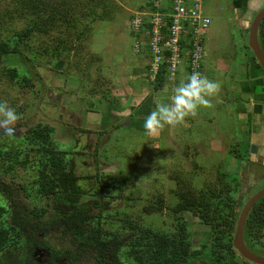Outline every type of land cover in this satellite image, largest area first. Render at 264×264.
Listing matches in <instances>:
<instances>
[{
    "label": "rangeland",
    "instance_id": "374dc122",
    "mask_svg": "<svg viewBox=\"0 0 264 264\" xmlns=\"http://www.w3.org/2000/svg\"><path fill=\"white\" fill-rule=\"evenodd\" d=\"M130 1L134 7L140 8L141 5H146L147 0ZM9 8L6 0H0V9L6 11ZM136 8L123 4V7L118 8L114 19L93 23V39L90 37L83 48L81 65L85 67L89 59L99 62L96 66L92 63L89 72L75 70L71 72L72 75L67 72L63 75L61 70L65 65L64 59H57L54 63L39 60L35 72L37 89L17 92L16 88L10 87L2 93V99L10 98L14 101L13 96L16 95L14 105L8 103L10 107L17 111L20 110L19 104L25 107L18 114L22 121L19 123L16 120L13 123L9 138L24 137L26 128L39 122L53 124L56 127L55 139L61 144L68 143L72 146L77 141L75 149L82 153L76 158V162L78 167L83 166L81 169L84 173L90 175L93 171L94 174L104 171L109 175H118L127 171L136 174L137 183L143 191L151 189L155 192L161 186L165 199L159 209L150 208L153 207L150 205L153 193H148L134 197L131 202L115 198L103 211L94 209L89 212L101 216L105 224L110 226L112 223L118 225L119 212L125 211L137 217L139 222L148 223L165 232L172 229L174 220L173 213L168 208L171 188L176 186V182L170 177V169L188 171L187 169L194 168L191 162L198 164L199 174L196 179L201 186L204 180L213 181L219 166L223 171H228L225 182L238 177L243 184L237 200L249 196L245 193L250 182L261 175L256 166H251L248 161L244 167L236 163L232 149L236 147L241 153L246 151V132L252 127L253 117L257 118L261 113L253 116L249 114L248 109H252L250 104L257 100L251 93L257 86L249 75L250 70L248 75L241 77L243 69L245 70L243 64L246 60H252V54L247 48L249 26L242 22L244 13L236 7L235 0H204L203 11L210 17L211 23L205 36L199 73L217 82L220 85L219 91L207 97L209 104L198 106L194 116L189 114L179 123L165 125L153 134H147L143 128L146 115L158 103L169 102L174 94L173 89L186 81L188 76L183 66H180L182 74L176 82L168 84L165 81L163 88H155L156 82L146 79V63L149 59L146 58L145 51H137L136 44L143 36L137 37L135 33L141 26L139 22L133 25L134 13L138 10ZM254 11H257V7L253 8L252 13ZM23 22L24 20H17L13 24L20 27ZM15 64L20 66L18 62ZM139 66L141 68L135 71ZM2 89H5L4 84L0 85V90ZM136 108L140 112L138 110L139 113L132 116L131 110ZM255 122L258 133L254 144L259 148L256 153H264V144L259 142L263 128L258 120ZM95 130H101L100 135H96ZM87 143L90 146L87 147ZM1 162L0 166L4 169ZM237 168H241V177L236 174L240 172ZM5 175L18 190L15 196L18 203L23 204L27 211L34 210L40 214L37 215L40 218L30 217L32 221L25 229V237L32 235L43 239L45 235L48 243L52 244L54 253L53 255L48 248L37 247L29 262L23 261L22 255L19 257L14 254L18 260L12 258L10 264H20V259L22 264H53V256H62L56 258L58 264H96L94 249L89 247L84 251L80 250L83 244L76 242L75 234L59 227L55 220L52 222L55 214L52 198L42 197L38 193L28 169L17 166L16 173ZM155 178H158L157 182H154ZM87 183L91 184V181ZM263 185L264 181L259 180L254 185V190ZM1 199L6 202L4 197ZM185 216L191 221L192 240L199 246L205 238L203 230L206 226L193 211H187ZM38 219L42 222V227L34 225L33 221ZM43 222L52 223L45 225ZM263 242L264 237L259 246L254 244L252 249L264 255V248L260 247L264 246ZM69 250L72 251L70 260L65 257ZM55 251L59 252L55 255ZM106 257L107 262H113L110 251H107ZM0 264L9 263L6 259Z\"/></svg>",
    "mask_w": 264,
    "mask_h": 264
},
{
    "label": "trees",
    "instance_id": "16d2710c",
    "mask_svg": "<svg viewBox=\"0 0 264 264\" xmlns=\"http://www.w3.org/2000/svg\"><path fill=\"white\" fill-rule=\"evenodd\" d=\"M127 1L6 0L10 8L6 11L0 9V85L4 84L5 87L0 90V102H5L8 107L10 104L14 105L16 95L13 96L14 101L10 98L2 99V93L10 87L16 88L17 92L37 89L35 72L39 60L54 63L57 59H64L65 65L61 70L63 75L66 72L72 75L71 72L75 70L89 72L91 64L96 66L99 62L89 59L85 67L81 65L83 48L90 37L93 39V23L114 19L118 8L123 7V4L136 8L130 0ZM172 4V0L166 3L163 0H147L146 5L136 9L170 12ZM205 15L208 16L206 13ZM17 20H24L20 27L13 24ZM147 20L148 17L144 15L140 30L135 32L137 37L145 32ZM207 33L208 31L203 35V43ZM259 41L264 51V18L259 28ZM247 48L252 54V60H246L243 67L249 66L253 61L263 69L248 43ZM146 58L153 60L154 55H147ZM140 68L139 66L135 71ZM181 74V69H178L176 78ZM164 84V75H158L155 88H163ZM19 109L15 111L20 115L25 109L24 105L19 104ZM254 113L252 111L249 114L253 116ZM17 120L20 123L21 116ZM254 124L253 119L252 127L246 132V151L241 153L236 147L232 149L236 154L232 155L241 167L249 160L251 151L257 148L254 141L252 143ZM13 126V123L8 125L12 130ZM55 129L53 124L39 122L26 128L24 137L9 138V133L0 126V162L2 161L5 169L0 166V262L7 259L10 264L12 258L18 260L14 254L19 257L22 255L21 259L29 262L37 247L48 248L53 253V246L48 243L45 235L43 239L32 235L25 237V229L32 221L30 217L40 218L37 216L40 214L34 210L27 211L23 204L18 203L15 197L18 190L5 175L16 173L17 166H20L32 174L38 193L42 197L52 198L55 205L52 222L55 220L59 227L71 230L76 236V242L83 244L80 250L84 251L89 247L94 249L96 264H258L242 256L233 245L241 207L249 199L237 200L239 189L243 185L238 177L225 182L228 171H223L218 166L213 181L204 180L199 186L196 179L199 174L198 164L191 162L194 168H189L188 171L170 169V177L176 182V186L171 188L170 201L168 200V208L174 217L171 230L164 232L148 223L139 222L137 217L125 211L119 212L118 225L112 223L107 226L101 216L89 211H103L115 198L131 202L134 197L148 193H153L150 197V205L153 207L150 208L159 209L165 199L161 186L155 192L151 189L143 191L137 183L136 174L127 171L118 175H109L104 171L95 174L93 171L90 175L84 173L81 169L83 166L78 167L76 162V158L82 153L75 149L77 141L72 146L68 143L61 144L55 139ZM95 133L100 135L101 130H95ZM235 145L237 143L233 146ZM86 146H90L89 143ZM95 156L97 158L96 153ZM132 165L136 167L135 164ZM157 181L158 178H155L154 182ZM3 197L6 199L5 203L1 199ZM187 211L197 213L199 221L206 226L203 230L205 238L199 246L192 240L193 229L190 227L191 221L185 216ZM9 217L10 220L12 217L11 221L8 220ZM52 222L43 224L50 225ZM33 223L42 227L39 219ZM244 237L251 249L254 244L259 246L264 237V196L255 203L248 215ZM107 251H110L113 262H107ZM57 252L59 251H55V255ZM61 257L53 256V264H58L56 258ZM65 257L70 260L72 251H67ZM21 259L18 262L20 264Z\"/></svg>",
    "mask_w": 264,
    "mask_h": 264
},
{
    "label": "built area",
    "instance_id": "2783aa9c",
    "mask_svg": "<svg viewBox=\"0 0 264 264\" xmlns=\"http://www.w3.org/2000/svg\"><path fill=\"white\" fill-rule=\"evenodd\" d=\"M172 1V11L142 12L133 21V25L137 22L141 25L143 15L148 17L146 30L136 47L137 51H145L146 56L154 55V59L146 63V79L151 82H156L160 74L166 81L176 82L180 66L187 74L199 72L201 67L205 48L203 35L211 23L203 11L204 0Z\"/></svg>",
    "mask_w": 264,
    "mask_h": 264
},
{
    "label": "clouds",
    "instance_id": "9594fccd",
    "mask_svg": "<svg viewBox=\"0 0 264 264\" xmlns=\"http://www.w3.org/2000/svg\"><path fill=\"white\" fill-rule=\"evenodd\" d=\"M138 12L142 13L146 11L138 9L135 12L136 16ZM219 88L220 85L217 82L208 79L199 72H192L186 81H182L173 89L174 94L170 97L169 102L158 103L156 108L147 114L143 122V128L147 134L151 135L165 125H172L183 121L184 117L189 114L194 116L198 106L208 105L210 101L207 97L215 95L219 91ZM17 119L18 114L16 111L6 106L5 102H0V126L4 127L6 133H11L12 129L8 125H11Z\"/></svg>",
    "mask_w": 264,
    "mask_h": 264
},
{
    "label": "water",
    "instance_id": "95a60500",
    "mask_svg": "<svg viewBox=\"0 0 264 264\" xmlns=\"http://www.w3.org/2000/svg\"><path fill=\"white\" fill-rule=\"evenodd\" d=\"M262 2L263 3L261 5H255L252 7V8L257 7V11L256 12L254 11L253 16L251 17V21H250L251 23L250 22L248 23L249 26L248 44L252 49V51L254 52L260 65L264 69V51L262 50L259 41V28L261 21L264 18V0ZM251 5L252 3L249 6L250 8ZM263 196H264V187L258 190L257 192H255L245 202L237 220L236 231L233 239V245L237 249V251L246 259L258 264H264V255L260 253H256L254 250L249 248L244 237V229L251 209L254 207L255 203Z\"/></svg>",
    "mask_w": 264,
    "mask_h": 264
},
{
    "label": "crops",
    "instance_id": "0c3cea01",
    "mask_svg": "<svg viewBox=\"0 0 264 264\" xmlns=\"http://www.w3.org/2000/svg\"><path fill=\"white\" fill-rule=\"evenodd\" d=\"M262 1L263 0H243V1L242 0H235L236 7L239 8L242 11V13H244V16L242 18L243 23H245V22L249 23L251 21V17L253 16V13H252L253 8L252 7L255 5H261L263 3ZM251 3H252V5L250 8L249 6ZM250 65H251V67L249 69ZM250 65L246 66L245 70L243 69V72L241 73V77L243 78V76L248 75L249 70H250L249 75H251L252 78L255 80V84L257 87L255 90L251 91V93L254 95L255 99L257 98V101L253 102V104H250V101H249L248 103L251 105L252 109L251 110L248 109V110L250 112H252V111L255 112L254 114L261 113L257 118L253 117V119H254V122H255V120H258V122H260L262 125L263 134L259 137V142L264 143V114H263L264 113V76H263L264 74L262 72L258 71V68L255 67L256 64L253 61L250 62ZM248 87L249 86H247V88ZM145 99H147V98H145ZM138 110L139 109H137V108L132 109L131 115L133 116L135 114H138L140 112V110H139V112H137ZM147 111H150V110H147ZM138 117L142 118L140 115ZM133 120H135V119L133 118ZM253 128H254V132L252 134V141L256 142V140H254V138L257 139L256 133H258L257 129H256L257 128L256 122H255Z\"/></svg>",
    "mask_w": 264,
    "mask_h": 264
},
{
    "label": "flooded vegetation",
    "instance_id": "af4514ba",
    "mask_svg": "<svg viewBox=\"0 0 264 264\" xmlns=\"http://www.w3.org/2000/svg\"><path fill=\"white\" fill-rule=\"evenodd\" d=\"M255 64H256L255 67L258 68V71L263 73V69H261L260 66H258L257 62H255ZM258 149L259 148L257 147L256 149H254V151L251 152V155L249 157L248 163L251 164V166H253V164H254L256 166L255 168L258 170V172L260 173L261 176H259V178H257L256 180H253V181L250 182L249 188L247 189V191L245 193V195L247 194V195H250V196L246 197V198H250L255 192H257L258 190H260L261 188L264 187V185H263L260 188L254 190L255 189L254 185L259 180L261 182L264 181V153L257 154L256 152H257ZM253 152H255V154ZM256 161H257V163H256ZM246 162L243 164V167L245 166ZM239 170H240V174H241V168Z\"/></svg>",
    "mask_w": 264,
    "mask_h": 264
}]
</instances>
